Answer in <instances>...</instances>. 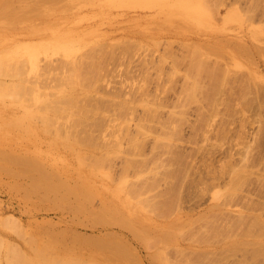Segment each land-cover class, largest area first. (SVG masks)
Instances as JSON below:
<instances>
[{
  "label": "rangeland",
  "instance_id": "obj_1",
  "mask_svg": "<svg viewBox=\"0 0 264 264\" xmlns=\"http://www.w3.org/2000/svg\"><path fill=\"white\" fill-rule=\"evenodd\" d=\"M55 1L0 0V60L15 48L39 45L34 54L40 69L51 75L49 79L55 78L52 72L56 70H61L62 75L65 69H79L88 82L72 86L84 93V98L80 93L81 102L79 97L77 100L82 103L85 94L91 93L86 103L79 104L80 115L87 123L91 120L89 126L85 124L90 130L85 128L83 132L88 142L83 140L86 145L94 141L91 132L103 147L93 151L87 145L88 157L93 154L97 158L101 153L102 159L108 150L105 159L122 148L119 154L102 161L105 163L100 171L106 174L98 173L96 185L104 189L86 198L82 205L74 197L62 205L55 197L46 198L35 192L31 195L24 187L30 195L27 199L24 188L17 185L23 182V187L30 179H13L1 171L0 264H10L11 256L21 252L32 257L34 248L28 240L43 234L44 239L47 235H64L67 243L56 250L58 257L72 253L86 264H92L90 260L93 264H106L103 260L115 264L116 256L97 251L99 237L124 226L132 239L143 218H150L154 224L155 228L146 233L156 243L147 246L132 239L129 247L134 255L129 256L133 264H264V233L256 232V228H264V0ZM4 4L6 10H2ZM30 6L36 9L29 10ZM65 58L71 62L66 68ZM17 75L23 78L22 74ZM4 78L6 82L18 80ZM61 86L75 91L64 82L45 88L51 91ZM189 86L200 89L189 93ZM78 91L74 92L76 96L80 95ZM100 95L109 99H100ZM115 98L118 105L127 104L115 105L116 100L110 101ZM12 103L8 97L6 105ZM22 106L21 116L35 108L29 107L30 111ZM83 106L95 115L91 117L87 112V118L82 113ZM212 107L217 109H213L217 117L202 122L213 115ZM9 109L6 107L5 112ZM59 115L62 123L56 122V127L69 121ZM36 119L30 122L42 127L44 119ZM125 120L126 129L117 125ZM92 121L97 126L92 127ZM172 121L179 124L178 133L176 127L172 133ZM24 125L21 121V126L14 128L16 136L12 142L20 148L18 158L27 151H37L36 157L47 166L58 158L61 163L71 159L63 146L58 153L49 146L54 130L53 135L42 134L44 141L39 138L36 142L23 130ZM110 125L111 130L106 132ZM92 128L101 133L104 130L105 134ZM114 129L122 132L118 136L121 142L115 140L121 146L113 147V140L112 146H104V137L114 138ZM18 131L27 134L24 141H20L23 134ZM133 138L141 141L139 148ZM130 142L138 151L130 148L134 147ZM162 143L171 144L170 148L167 150ZM161 165L164 171L160 170ZM77 169L72 168L74 177L69 184L77 182ZM104 174L107 178L102 177ZM146 176L149 179L144 180ZM13 181H18L17 185ZM136 192L152 205V214L146 208L144 217L145 210L135 216L124 208L133 195L137 196ZM132 205L139 203L134 201ZM176 217L181 219L183 228L164 240L165 230L170 229ZM256 223L258 226L254 227ZM250 227L256 235L251 236L247 230ZM246 230L250 235L243 237ZM76 234L78 239L72 240ZM192 244L197 246L195 251L189 248ZM234 247L238 249L230 251ZM159 252L165 254V261L155 257ZM102 254L109 259L101 258Z\"/></svg>",
  "mask_w": 264,
  "mask_h": 264
},
{
  "label": "bare ground",
  "instance_id": "obj_2",
  "mask_svg": "<svg viewBox=\"0 0 264 264\" xmlns=\"http://www.w3.org/2000/svg\"><path fill=\"white\" fill-rule=\"evenodd\" d=\"M53 1H55V0H53ZM59 1L60 0H57V2L56 1L55 2L58 3ZM28 9L33 10V9H36V7L30 6V7H28ZM2 10H6L5 4L3 5ZM39 49H40L39 45L26 46V47L19 48V49L15 48L7 55V58L0 60V76H1V78H0V119L2 120V123L0 124V172L3 171L4 174H7L8 176H10V178L13 177V179L24 178V177H27L28 179H30L31 182H29V183L27 182L28 185H27V183L25 184V185H27V187L25 185L23 187L21 186L23 184L22 181H21L22 182L21 185H17L18 181H16V182L13 181V184H16L17 187L20 189L24 188V187L27 188L28 191L31 193V195H32V193L35 192V193L40 194L42 197H46V198H54L55 197L60 201V204H62V205H67L69 203L68 200L71 197H74L77 200L78 204L82 205L85 202L86 198L91 197V196L95 195L97 192H100L101 189H104V188L98 187L96 185V179L99 177V176L97 177V175H98V173H101L102 170L100 171V169L102 168L103 164L105 163L102 161H105L108 158L110 159L111 158L110 156L114 155V153H115V155H117V154H119V152H121L120 149L122 148V146H121V143L119 144V142H121V141H119L120 137H118V136H120V133H122V132L118 133L114 129L115 131L113 130L114 131L113 134H114L115 139L113 138V135H109L110 138L112 136L111 140L108 137L110 142H108L109 141L108 138H106L107 139V142H106V139H105L106 136L104 137V140H103L106 143V144L103 143L104 146L106 145L108 147V143L109 144L112 143L109 145V146H112L113 141H115L116 139L118 140V138H119V140H118L119 142L115 141L116 144L114 143V145H113V147L114 146H116V147L121 146L120 148L118 147L119 148L118 150H120L119 152L117 149H115L114 153L112 151V154H108V156L105 157V159H104V156L107 155L106 153L108 150H106V153H105V151H104V153L102 151V153L104 155L102 157V159L100 157L101 153L99 156L96 155L97 158L95 156H93V154H90L95 158L93 159L91 157L93 160H91L89 162L90 155L88 157V153H86V151H88L89 149L85 150V148H87L89 146L88 148H92V150L93 149L96 150V148H103V147L99 144L101 142H99L96 139V137L93 134H91L90 131H89L90 134L86 131V130H90L86 126H87V124L89 126V124H90L89 122H91V120H89L87 123V119H83V117L80 115L81 114L80 110L82 109V107H79L80 106L79 104H82V103L84 104V102L85 103L87 102L86 97L89 93L85 94L86 95L85 99L82 100L83 101L82 103H80L81 100H79V99L84 98V93L82 94V91L81 92L78 91V90H80V88L78 90H76L75 88H77V87H72V86H76V85H81V83L83 84V82L86 84L88 82V81L86 82L87 76H85V78H86L85 79L84 76L81 75L79 69H72V70H70V69L66 70L65 69V71L63 70L64 73L62 75L60 74V73H62L61 70H56V71L52 72V74L55 75V78L49 79L51 77V75L40 69V61L37 62V57L34 54V51L39 50ZM70 63L71 62L68 61L67 58H65L64 59V68H66V66L68 67L70 65ZM44 70H45V67H44ZM68 70H70L71 72L69 73ZM18 73L22 74L23 78H18L17 77ZM59 75H61L59 77L61 82H59L58 77H57L58 79L56 78V76H59ZM4 77L18 78V80L6 82ZM63 82L66 84V87L70 86L69 88H72L76 92L78 91L79 92L78 94L81 93L83 98L80 97L81 94L79 96H76L77 94L74 93L75 91H72L71 89H69V90H67L68 88L64 89L65 86L64 87L61 86V88L58 87V90L52 88L51 91H49L50 89H48V91H47V88H45V87L52 86V85L57 87L58 85H60V83H63ZM89 83H91V82L89 81ZM89 83L87 86L91 85ZM56 84H57V86H56ZM43 86L46 90L44 89V91H41ZM194 87L189 86V88H188L189 93L197 92L200 89V87L198 89V86H197V89ZM99 89L100 88H98V90ZM65 90H67V93ZM45 91H47V92L45 93ZM41 92H43V93H41ZM92 93H93V90H92ZM96 95H97V97H96ZM96 95H95V97H96V99H98V94H96ZM8 97L12 98L13 103L11 105L10 104L6 105V100L8 99ZM77 97H79L78 100L80 102L77 100ZM101 97L102 96L100 95V99H102V98L109 99L105 96L102 98ZM91 99H93V97ZM115 100L117 103L114 102ZM61 101L63 102V104ZM110 101L114 102L115 105H118V101L116 98L113 100H110ZM124 103L127 104L126 102H124ZM124 103H122V104H124ZM213 103H217V102H213ZM122 104L120 103L119 105H122ZM22 105L26 106L28 108V110H30V111H31V109H29V107H31V108L35 107V108L29 114L21 116L19 114H20V109L23 108ZM61 105H63V106H61ZM124 105H122V106H124ZM214 105H212V106H214ZM6 107L11 108V109H9L7 112H5ZM84 107L85 106H83V112L82 113L87 115V118H88L89 112L87 110H84ZM149 107H148V109H149ZM215 107L218 109L217 105ZM216 108L212 107V113L214 111H217ZM152 109L153 108H151L149 110H151L150 112L153 113V115H154L155 111L152 112ZM213 109H215V110L213 111ZM87 112H88V114H86ZM97 112L98 111H96V113ZM59 114L63 115L62 119L65 117L64 119L66 121H67V119L70 121V122L68 121L69 123L65 122V123H68L67 126H65V123H64L63 124L64 126L60 125V126L56 127L61 121L60 120L61 116ZM84 114H82V115H84ZM89 115L93 116V115H95V112H93V114L91 113ZM182 115H184V114L183 113L179 114V116H181L182 119L185 120V117ZM90 116H89V118L92 117V116L91 117ZM211 116H214V113H213V115L211 114L209 116V118L205 119L202 122H206V120H207V123H208V119H210ZM38 117L43 118L44 122H43L42 127L37 128V124L32 123L30 121L37 120L36 118H38ZM214 117H217V116H214ZM84 118H86V117H84ZM213 118H212V120H213ZM55 120H59V121H55ZM94 120H96V118ZM184 120H182V121H184ZM21 121L26 124V125L22 126L23 130L27 131L28 132L27 134L30 135L29 138L33 137L36 140V142L40 138V136H44L42 134H45V136H49V134L53 135L52 130H54L55 131V133H54L55 135H53L54 137H52V136L49 137V139H50V145L49 146L50 147L52 146L53 149L57 151V153H58V151L62 150V149L61 150L59 149L60 146H63L64 151L66 148L71 159H68L67 161H63L61 163L60 158H58L55 161H51V163H49L51 166V168H50V166H47L48 165L47 163H46L47 165H45L38 160V158L36 157L37 151H35V150H33V151H35L33 153L34 155L32 153L29 154V152L27 151L26 153H28V154H26V153L22 154V155H20L21 159L18 158L17 154L20 153L19 152L20 148L17 149L18 147L16 146V143L12 142V140H14V137L16 136V135H14V128L16 126H21ZM85 121H86V123H85ZM93 121H92V123H93ZM96 121H98V120H96ZM56 122H59V123H57V125H56ZM125 122H124L125 126H124L123 122H119V123H117V125L120 124L119 127L122 126V127H125V129H126V125H128V124H127L126 120H125ZM209 122L211 123V121H209ZM95 123L96 122H94L93 123L94 125L92 124L91 126L92 127L97 126V124H95ZM169 123L171 124V123H173V121L169 122ZM52 124H55V127ZM85 124H86V126H85ZM176 124L177 123H173V125H175L174 130H173L174 132L171 131L172 129L168 130V131H171L174 134L175 130L177 129V126L179 127V124L178 125H176ZM50 125L53 126L54 128L50 129L49 128V127H51ZM111 125H110V129L109 128L105 129L106 132H108V130L109 131L111 130ZM113 125H112V127H113ZM117 125L116 124L114 125L116 129L118 128ZM83 126H84V128H83ZM175 127H176V129H175ZM85 128H87L85 130L86 131L85 133H88L90 135V137L92 136V138H94V141L96 139L98 141V143H97V141H95V142L92 141L93 139L91 138L90 140L93 143L89 142L87 144L88 146L86 145V141L88 142V140H86L87 136H86V134L83 135ZM142 128H143L144 133H146V131L144 130V126ZM92 129H91L92 133L95 132V131H93L94 129H96L97 132L101 133V130L99 131V129H97V128H94L93 130ZM178 129L176 131L177 133L179 132ZM103 131H102V133H103ZM18 132H20V131H18ZM102 133H101V135H102ZM20 134H23V132L22 133L20 132ZM27 134H26V136L24 134L22 136H20V138H19L20 141H24L27 138ZM104 134L105 133H103V135ZM33 138H31V139H33ZM44 138H46V137H44ZM40 139H43V138L41 137ZM83 139H85L86 141H84ZM88 139H89V136H88ZM134 139L135 138H133L132 141ZM80 140H81V144L79 143ZM30 141H32V140H30ZM39 141H38V143H39ZM43 141H44V139H43ZM139 141L140 140H137V142H136V140H134V143L136 144V146L139 143ZM160 141L158 139L157 142L160 143ZM14 143H15V145H14ZM33 143L35 144L34 141H33ZM41 143H43V142L41 141ZM162 144L164 145V143H162ZM83 145H84V148H83ZM131 145L134 146V147H130L133 151H138V149L135 147L133 142L132 143L130 142V146ZM169 146H165V147H167L166 148L167 150L170 148ZM161 147H162V145H161ZM133 148H135V149H133ZM37 149H38V147H37ZM54 150H52V151H54ZM100 151H101V149H100ZM115 151H117V152H115ZM109 153H111V152L109 151ZM38 155L43 156L41 154V152H38ZM176 156L177 155L174 156L175 159L179 160V157L178 156L176 157ZM113 157H116V156H113ZM62 160H64V159H62ZM46 161H47V159H46ZM154 161L157 162L156 160H154ZM158 162H160L159 159H158ZM158 162H157V164H158ZM74 166L78 167V169H77L78 174L76 176L79 175V177H77V180H76L77 182H75L74 184H71V183L69 184V180L72 181V179H73L72 176L74 175V171L72 170V168ZM160 170L164 171L165 170L164 166L161 165ZM102 172L105 173V171H102ZM102 174L103 173H101V175ZM105 174L102 177H105ZM237 176L239 178L240 175L237 174ZM107 177L110 178L111 176H109V174H108ZM107 177H105V178H107ZM140 177H143V176L140 175ZM147 179H149L148 176H146L144 180H147ZM21 180H23V179H21ZM102 180H104V179H102ZM108 180H110V179H108ZM78 182H79V184H78ZM16 185H13V188ZM25 188H24V191H25ZM28 191H25L27 194L24 192L25 197L29 196V197H27V199L30 198V195H28L29 194ZM136 195L137 196L133 195L132 201H130L129 203L124 205V208L129 212V214L131 213V215H132V213H133V214H135V216H137L139 214L140 210H142V211L145 210L143 212V217L145 215L144 214L145 212L147 213L149 211L148 213L152 214V212H150L152 210L154 211L152 205L149 202H147L145 199H143L144 197L140 193L136 192ZM134 201L139 203V205H135V206L132 205V203ZM149 206H151L152 210H149V209H151V208H149ZM146 208L148 209V211ZM212 212H211V214L214 213V212L213 213ZM136 213H138V214L136 215ZM215 215L216 214L214 213V216ZM243 215H244V213H243ZM148 217H150V216H148ZM143 219H144L143 222H140L141 219L139 220L140 226L137 228V230H135L133 232L132 239L136 240V241L137 240L141 241L142 243H144L147 246H151L152 243H156V242L152 241L154 239L147 237L146 232H148V230L154 229L155 226L151 222L150 218H146V219L143 218ZM149 219H150V221H149ZM243 220H247V219H245V217H244ZM174 222H175L174 224H172L168 227L170 229L165 230L164 240H166V238H168L169 236L173 235L172 233L179 230V227H180V230L183 228V225L181 224V219L179 217L178 218L176 217L174 219ZM257 224L258 223L254 224L253 226L254 227L258 226ZM256 229L257 230L259 229L260 232L257 230H256V232L259 233L260 235H261V233L262 234L264 233V231H263L264 228L258 227ZM247 230H249L248 232H250V230L252 232H255L254 231L255 229L252 227H250V229L248 228ZM247 230H246L243 237H245V235L249 236L251 234V236H252V235L257 234V233L252 234V232H250V234H249L247 232ZM126 232H127L126 228L124 226H122V227H119L118 231L113 230L109 233L107 232V233L103 234V236H100L98 239L99 248H97L98 249L97 251L99 253H106L107 252L109 255H112L114 257L116 256V257H118V260L121 263H122V261H124L126 264H131L133 262V260L129 255H134V254L130 250L129 245H131L130 242L132 239L130 238V236ZM45 235H47V234H45ZM61 235L63 237L58 235V234L47 235L49 237V238L47 237V239L42 238V237H44V234H43V236L39 235L38 237L33 236L30 238V240H28V243H29V245H31L34 248V253H33L34 255L31 257L25 253H22V252H21V254H17L18 256L11 254V255H13V256H11V257H13V259H11L9 261H12L13 263L17 261L15 264H17V263L18 264H23V263L24 264H27V263L28 264H86V261H84L83 259H80L78 256H76L72 253H69L68 257H64V256L58 257L57 256L56 250L59 249V247L66 245L65 243H67L64 235L63 234H61ZM73 235H74V233H73ZM77 235L78 234L73 236L74 238H72V240L78 239ZM33 238H34V240H33ZM29 241H31V242H29ZM162 241H163V239L159 242H162ZM235 241L237 242V240H235ZM73 242L75 244H78L76 240ZM239 243H237V245H239ZM38 244L40 245V247L38 246ZM196 244H192L189 248H191L193 251H195L197 248ZM198 244H202V243L198 242ZM233 246H234V244H233ZM229 247H228V249H229ZM236 248L238 249V247H236ZM237 249H235V247H234L230 251H234ZM99 253H98V256L100 255ZM9 256H10V254H8V256H7L8 259H9ZM112 256H109L111 262L115 260L114 262L120 264L119 261H116L117 258L115 257V259L113 260L114 257H112ZM155 257L158 258L159 260H162V261L166 260L165 254L163 252L162 253L159 252L158 255H156ZM14 258H15V261H13ZM90 258H92V257H90ZM101 258L109 259L107 256L106 257L103 256V254H102ZM97 259H99V258H97ZM126 260H129V261H127L128 263L126 262ZM130 260L132 262H130ZM20 261H23V263H19ZM12 262L10 264H13ZM87 262H89V261H87ZM90 262H92V264H93L94 261L90 260ZM103 262H105L106 264H110L109 262H106L104 260H103Z\"/></svg>",
  "mask_w": 264,
  "mask_h": 264
}]
</instances>
